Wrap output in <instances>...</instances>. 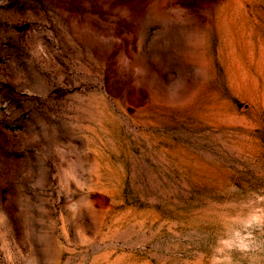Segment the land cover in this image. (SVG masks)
Wrapping results in <instances>:
<instances>
[{"label": "rangeland", "instance_id": "374dc122", "mask_svg": "<svg viewBox=\"0 0 264 264\" xmlns=\"http://www.w3.org/2000/svg\"><path fill=\"white\" fill-rule=\"evenodd\" d=\"M0 264H264V0H0Z\"/></svg>", "mask_w": 264, "mask_h": 264}]
</instances>
